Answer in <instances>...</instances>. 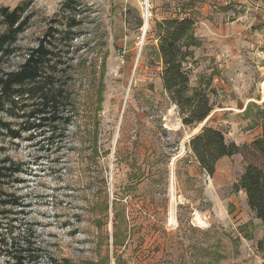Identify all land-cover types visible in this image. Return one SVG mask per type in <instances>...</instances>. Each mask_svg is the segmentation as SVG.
Returning a JSON list of instances; mask_svg holds the SVG:
<instances>
[{
    "label": "rangeland",
    "instance_id": "1",
    "mask_svg": "<svg viewBox=\"0 0 264 264\" xmlns=\"http://www.w3.org/2000/svg\"><path fill=\"white\" fill-rule=\"evenodd\" d=\"M228 1L0 0V35L2 9L28 19L14 52H0V72L18 69L45 38L76 103L61 138L22 130L27 119L0 111L21 130L12 138L0 126V160L21 165L3 185L18 202L6 208L17 232L33 236L37 264H264V223L233 189L243 156L222 159L213 177L203 173L189 148L203 123L182 124L161 80L159 22L193 16L199 38L209 24L247 27L245 5ZM211 44L189 63L191 86L215 91L206 124L250 144L264 118V42L243 64L204 56Z\"/></svg>",
    "mask_w": 264,
    "mask_h": 264
},
{
    "label": "trees",
    "instance_id": "2",
    "mask_svg": "<svg viewBox=\"0 0 264 264\" xmlns=\"http://www.w3.org/2000/svg\"><path fill=\"white\" fill-rule=\"evenodd\" d=\"M1 16L7 28L0 35V52L10 56L18 35L27 28L28 19L22 18L18 10L10 12L6 8L1 10ZM47 41L41 39L18 69L0 72V111L7 108L19 113L20 119H27L28 126L22 130L49 131L51 138H61L62 131L73 121L70 107L75 110L76 103L67 84L59 80L61 70L56 65L52 66L54 52L46 45L50 43ZM200 46L193 16H176L159 22L158 54L162 63V85L170 101L177 106L182 124L192 128L204 123L214 109L211 96L215 91L211 85L202 82L196 87L191 86L189 63L194 58L192 49ZM0 126L8 137L21 135V130L13 129L2 118ZM260 126V136L250 144L238 145L228 141L223 130L207 123L191 138L189 148L200 170L210 177L215 175L222 159L241 154L245 162L244 171L233 189L245 193L248 207L264 223V118ZM20 171L21 165L10 158L0 160V258L8 257L11 264H37L39 249L35 248L33 236L27 232L22 236V232H17V220L11 218V210L6 208L18 202L5 198L3 185L6 179ZM114 243H117L116 239ZM51 264L73 263L68 259L52 258Z\"/></svg>",
    "mask_w": 264,
    "mask_h": 264
},
{
    "label": "crops",
    "instance_id": "3",
    "mask_svg": "<svg viewBox=\"0 0 264 264\" xmlns=\"http://www.w3.org/2000/svg\"><path fill=\"white\" fill-rule=\"evenodd\" d=\"M231 1L229 0L225 4L227 5ZM240 2L245 5L244 9L248 13V15L243 16V20H248L247 27L241 26V28H237L234 26V22H232L230 25L227 23L230 28H223L222 25V28L217 29L212 24H209V31L200 36V40L202 41L201 47L194 49L195 59H198L197 57L200 54L197 50L203 46L205 47L206 44L210 46L211 40H214L215 43L211 44L214 50L210 51L208 49L207 51L209 52L205 53L204 56L216 57L218 63L223 62V60L227 62L226 58H228V62L243 64L250 51L257 49L258 44L264 42V0H239ZM250 12L255 16L252 20L249 19ZM223 17L222 15L221 21ZM252 27L255 30H251ZM196 35L199 37L197 28ZM236 144L241 145L239 143Z\"/></svg>",
    "mask_w": 264,
    "mask_h": 264
},
{
    "label": "bare ground",
    "instance_id": "4",
    "mask_svg": "<svg viewBox=\"0 0 264 264\" xmlns=\"http://www.w3.org/2000/svg\"><path fill=\"white\" fill-rule=\"evenodd\" d=\"M147 18H148V16H147ZM147 21H148V19H147ZM147 29H148V25H147V22H146V25L144 27V31H147ZM197 219L199 220L200 224H203V222L200 220V218H197Z\"/></svg>",
    "mask_w": 264,
    "mask_h": 264
},
{
    "label": "water",
    "instance_id": "5",
    "mask_svg": "<svg viewBox=\"0 0 264 264\" xmlns=\"http://www.w3.org/2000/svg\"><path fill=\"white\" fill-rule=\"evenodd\" d=\"M206 122H207V120L203 123V125L201 126V128L198 131H200L202 129V127H204L206 125Z\"/></svg>",
    "mask_w": 264,
    "mask_h": 264
}]
</instances>
